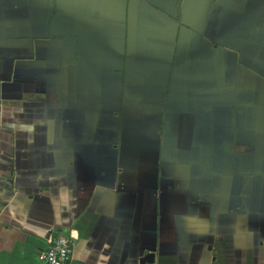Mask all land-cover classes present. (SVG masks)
Here are the masks:
<instances>
[{
	"label": "crops",
	"instance_id": "0c3cea01",
	"mask_svg": "<svg viewBox=\"0 0 264 264\" xmlns=\"http://www.w3.org/2000/svg\"><path fill=\"white\" fill-rule=\"evenodd\" d=\"M264 264V0H0V264Z\"/></svg>",
	"mask_w": 264,
	"mask_h": 264
},
{
	"label": "built area",
	"instance_id": "2783aa9c",
	"mask_svg": "<svg viewBox=\"0 0 264 264\" xmlns=\"http://www.w3.org/2000/svg\"><path fill=\"white\" fill-rule=\"evenodd\" d=\"M73 239L63 234H55L47 239V247L41 254L44 264H68Z\"/></svg>",
	"mask_w": 264,
	"mask_h": 264
},
{
	"label": "water",
	"instance_id": "95a60500",
	"mask_svg": "<svg viewBox=\"0 0 264 264\" xmlns=\"http://www.w3.org/2000/svg\"><path fill=\"white\" fill-rule=\"evenodd\" d=\"M154 263V255L149 253L142 259V264H153Z\"/></svg>",
	"mask_w": 264,
	"mask_h": 264
}]
</instances>
